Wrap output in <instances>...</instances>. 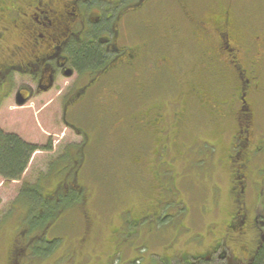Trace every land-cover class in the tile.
<instances>
[{"label":"flooded vegetation","instance_id":"1","mask_svg":"<svg viewBox=\"0 0 264 264\" xmlns=\"http://www.w3.org/2000/svg\"><path fill=\"white\" fill-rule=\"evenodd\" d=\"M258 1L264 5V0H205L201 7V0H0V103L11 91H15L17 104L23 102L18 105L42 95L48 103L60 98L66 125L83 135L82 145L76 146L80 149L73 148L74 156L76 152L80 158L92 138L87 129L68 119L69 113L79 114L89 101L110 94V112L119 115L117 107L126 100L127 88L119 86L123 81L135 87L143 103L130 123L128 118L122 122L137 137L157 140L164 135L167 141L157 143L153 154L159 163L154 177L167 181L159 187L160 197L153 196V191L150 196L151 189L143 188L148 191L146 198L119 211L135 226L129 235L112 241L102 233L118 212L103 220L96 213L80 212L84 229L73 247L77 248V264H102L103 254L93 249L106 244L110 250L105 264H264L259 260L264 255V172L253 173L254 165L264 168V13H257ZM172 11H179L180 16ZM127 20L137 33L127 29L130 41L123 42L127 35L122 23ZM182 24L193 25L190 35H182ZM195 44L205 81H193L191 87L187 84L184 101L170 100L160 106V100L151 98L150 89L160 85L161 73H168L171 82L173 71L187 72L189 62L182 64L187 47ZM92 52L96 60L81 66L83 55ZM64 79L71 82L63 86ZM55 91V97L48 99L46 95ZM199 103L212 106L217 117L206 121L207 115H203L198 127L202 126V132L215 129V134L202 133L203 139L199 136L197 143L203 141L204 147L195 149V162L177 170L181 155L172 154L165 161L162 153L172 148V134L189 122V110ZM210 143L214 144L211 148ZM141 154L135 167L140 171L147 160ZM79 158L56 168L53 175L64 182L59 181L51 194H43L46 199L39 219H30L21 227L20 240L7 264H37L38 258L45 263L51 255L49 244L59 236H50L49 230L59 215L65 216V210L57 211L60 205L87 209L90 193L80 181L86 160ZM198 169L214 177L210 191L226 174L225 187H215L218 198L211 203L207 198L191 204L186 196L190 189L183 188L184 173L187 180ZM140 173L137 177L144 176ZM166 192L170 193L168 199L164 198ZM61 197L66 201H58ZM193 211L200 227L192 224ZM166 217L175 223L170 229L162 223ZM144 221L150 227L138 232ZM92 225L96 226L94 234Z\"/></svg>","mask_w":264,"mask_h":264},{"label":"rangeland","instance_id":"2","mask_svg":"<svg viewBox=\"0 0 264 264\" xmlns=\"http://www.w3.org/2000/svg\"><path fill=\"white\" fill-rule=\"evenodd\" d=\"M203 2L205 0H201L200 7ZM258 3L255 9L258 14H263L264 5H261L259 1ZM172 12L179 15V11ZM177 25L180 26L178 23ZM135 27L128 20L122 23V30L127 35V38L122 39L123 42L126 40L130 41L127 29L133 28V31L137 33ZM192 27V24H182V35H190L189 30L191 29L192 31ZM189 35L188 37H190ZM195 45H189L187 47L188 52L182 64L185 65V63L189 62L186 65V70L188 71H173L174 81L173 78H170L171 82L167 80L168 73H161V85L160 87L154 85L153 90L150 89L151 98H154L157 102L160 100V103L163 102L161 104H167L170 100H182L188 85L189 87L194 85L191 82L197 80L203 83L205 81L206 74L201 67V54L199 47ZM133 76L130 75L129 78L133 79ZM18 79L16 77V80ZM69 81L64 79L63 86ZM121 83L123 85L120 84L119 86L126 87L127 91H125L126 100L117 107L119 111L118 116L113 117L114 114L110 112L108 107L110 94L99 101H89L81 107L79 114H76V112L69 113L68 119L73 120V123L82 129H87L91 134V143L86 148L84 157L81 156L82 152L80 154V158L86 160L84 166L81 168L80 181L86 193H90L91 200L88 205L89 207L87 206V209L81 210L69 204L60 205V209L57 211L65 210V216H61L63 213L59 215V221L57 220L56 222V224H60L59 228H57L58 224H55L56 226H52L49 230L50 236L59 235L57 237L58 241L49 244L51 255L48 260L44 263V256H42L43 260L38 258L36 261L37 264H77V261L79 262V257L76 254L77 248L73 247H76V244H78L82 237L84 228L83 222L80 220V212L83 215L85 210L89 214L92 213L93 216V213L98 214L100 220L106 219L104 216L112 217L118 212L110 221L108 227L102 229L104 236H111L112 241L116 238L121 240L126 235H129L135 227L131 221L126 220L128 216L125 214L122 215L119 211L126 205L132 206L137 204L140 198H146L148 191H144L143 188H148L149 183L152 186L155 181V166L159 165L158 162H155V156L153 155L158 149L157 143L160 145L167 141L164 135H159L157 140H151L143 135L137 137L136 134L138 133L133 129H129L122 122L124 118H128L130 123L132 118L137 116L135 113L139 112L143 101L138 98L137 91L132 84L127 86L125 82L122 81ZM123 87L118 88L117 91H120ZM14 92L11 91L10 94L12 95L0 103V127L5 131L17 132L25 139L39 144L42 149L33 153L29 165L20 179L5 181L0 175V264H7L9 256L12 255L15 242L16 240H20L19 234L23 232L22 228L27 225L28 220L39 219L38 217L41 214L40 211L43 205L38 204L37 201L42 203L46 199L43 194L49 195L55 191L56 186L62 179L60 177L58 178V175H53V173L63 165L62 163L70 164L76 157L79 158L76 152V156H74L73 148L75 147V151L76 148L80 149L76 146L82 145L83 139L82 134H78L72 127L66 125L67 123L63 119L64 111L63 105L59 101L60 98L55 100V102L48 103V101H44L45 96L42 95L36 99L29 100L23 105H18L19 103L17 104L14 98ZM56 94L57 91L46 96L49 99L55 97ZM191 108L193 109L192 112L190 110L188 112V114L191 113V119L187 124L180 127L176 133L172 134L170 144L172 148L162 153L165 161L172 158V154L174 156L181 155L182 158L175 165L177 170L183 169L187 162H195L194 157L197 156L196 150L204 147L203 141L197 143L199 136L203 139L202 133L207 136L215 134V129L202 132V126L198 127V122L202 123V120L205 119L203 115H207L206 121L217 117L213 113L212 106L207 107L199 103L192 105ZM109 119L111 121H108ZM213 145L210 143L209 147L211 148ZM190 147L193 148L190 149ZM68 149H70L71 153H67L69 151ZM212 152L218 156L217 149H213ZM141 153L147 155V160L145 159L144 170L140 171L135 167L138 164L136 160L141 157ZM158 157H160V153ZM212 157L210 158V162L214 161ZM260 166L262 164L253 166L254 175L263 174L264 168L262 169ZM62 170L60 169L58 172L60 174L64 173ZM216 171L217 169L212 171L215 174L214 176H216ZM137 172L144 173V176L137 177ZM186 175L187 173H184L185 181L182 182V185L185 191L186 187L190 189L189 193L186 191V196L188 197L189 203H195V205L197 204L196 201L201 202V200L203 201L207 198L210 199L211 203L213 199L218 198L216 195L218 191L215 190V187L222 186L224 188L227 183L226 174L224 173L220 176V182L214 184L212 191H210L209 187L213 183L214 178L212 175H205L203 169L191 172L192 177L187 180ZM143 178L145 181L142 180ZM62 182L64 181L62 180ZM158 184L159 182L157 181ZM33 186H38L39 193L31 192ZM224 190L222 193H224ZM153 192V196L160 197L158 194L159 191L154 190ZM29 193L30 197H28ZM169 195L170 193L166 192L164 198L168 199ZM31 197L37 201H33ZM58 201L64 202L66 199L61 197ZM49 202L53 204L52 201ZM190 215L192 217V224L194 222V226L199 225L200 227V223H197L196 218L194 220V211ZM74 220L77 222V225L72 224ZM162 223L166 229H170L175 225L172 217H168ZM141 227H150V224L147 221H144V224H139L138 232ZM40 230H43V228ZM95 230L96 226L92 225L91 234H94ZM86 247H89V245H86ZM90 249L86 251L89 252ZM109 250L110 244H106V246L101 248L93 249V252L103 254L100 262L105 264Z\"/></svg>","mask_w":264,"mask_h":264},{"label":"trees","instance_id":"3","mask_svg":"<svg viewBox=\"0 0 264 264\" xmlns=\"http://www.w3.org/2000/svg\"><path fill=\"white\" fill-rule=\"evenodd\" d=\"M93 54L94 53L92 52L90 54L87 53L86 55H83L84 57L82 59L85 60L82 61L80 65L82 64L81 66H83L86 65L87 62H94L96 60L95 59L96 57L94 56L95 54L94 55ZM160 85H161V80H160ZM161 103L160 106L163 105ZM135 114L137 115L138 113ZM115 116L118 115L115 113L113 117ZM135 124L134 126L138 129L137 125ZM40 149H42V147H40L39 144L25 139L17 132L5 131L3 130V128L0 127V175L3 177L5 181L20 179L24 174V172L26 171L33 153ZM157 181L159 182L158 185H157ZM162 183H167V181L158 180V178L157 179L155 178V181L152 184V186L150 185V183L148 184L149 186L148 190L151 189L150 190L151 192L154 190L160 192L159 187H162ZM155 187H157V189H155ZM31 189H32L31 192L39 193L38 186H33ZM28 197H30V193L28 194ZM31 198L33 201H37L33 197ZM37 203L42 204L39 203L38 201ZM263 258L264 255H262L261 259L259 260L263 262L264 261Z\"/></svg>","mask_w":264,"mask_h":264},{"label":"water","instance_id":"4","mask_svg":"<svg viewBox=\"0 0 264 264\" xmlns=\"http://www.w3.org/2000/svg\"><path fill=\"white\" fill-rule=\"evenodd\" d=\"M19 104L23 103L22 101L18 102Z\"/></svg>","mask_w":264,"mask_h":264}]
</instances>
